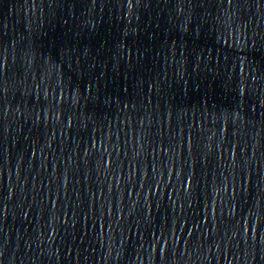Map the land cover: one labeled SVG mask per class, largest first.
I'll use <instances>...</instances> for the list:
<instances>
[{"label":"water","instance_id":"1","mask_svg":"<svg viewBox=\"0 0 264 264\" xmlns=\"http://www.w3.org/2000/svg\"><path fill=\"white\" fill-rule=\"evenodd\" d=\"M0 264H264V0H0Z\"/></svg>","mask_w":264,"mask_h":264}]
</instances>
